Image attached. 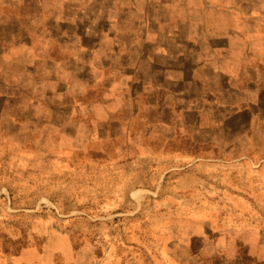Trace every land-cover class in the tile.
I'll return each instance as SVG.
<instances>
[{
  "label": "rangeland",
  "instance_id": "1",
  "mask_svg": "<svg viewBox=\"0 0 264 264\" xmlns=\"http://www.w3.org/2000/svg\"><path fill=\"white\" fill-rule=\"evenodd\" d=\"M220 1L0 0V264H264V120L175 103Z\"/></svg>",
  "mask_w": 264,
  "mask_h": 264
},
{
  "label": "crops",
  "instance_id": "2",
  "mask_svg": "<svg viewBox=\"0 0 264 264\" xmlns=\"http://www.w3.org/2000/svg\"><path fill=\"white\" fill-rule=\"evenodd\" d=\"M207 10L211 12L210 17L219 20V23L209 25L208 15L203 18V26L209 27L211 33H200L201 21H198L189 27L187 34L191 38L208 37V41H216L218 37L225 43L226 50L215 56L211 54H216L221 46L204 48L203 54L198 56L190 53L191 58L199 59L192 65L189 76L196 84L191 83L184 91H175L174 94L180 95L179 99L175 98V103L181 101V107L189 108L196 118L201 113L208 118L207 125L198 119L194 124L196 127L205 129L212 128V122L219 127L221 124L222 134L233 125L247 129L264 120V48L256 50L252 45L253 42H264V0H223L207 4L205 12ZM165 34H168L167 30ZM171 34L176 37V33ZM211 58L215 59L214 66ZM195 73L200 75L198 79L194 77ZM210 115L213 117L209 118Z\"/></svg>",
  "mask_w": 264,
  "mask_h": 264
}]
</instances>
